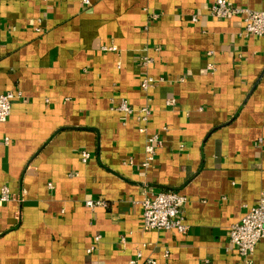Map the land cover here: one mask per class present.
<instances>
[{
    "label": "crops",
    "instance_id": "0c3cea01",
    "mask_svg": "<svg viewBox=\"0 0 264 264\" xmlns=\"http://www.w3.org/2000/svg\"><path fill=\"white\" fill-rule=\"evenodd\" d=\"M213 1L0 0V93H19L0 123L13 196L0 264H130L138 251L139 264H243L228 232L264 191V36L211 16ZM165 190L186 196L185 233L142 224V198ZM249 264H264V239Z\"/></svg>",
    "mask_w": 264,
    "mask_h": 264
},
{
    "label": "built area",
    "instance_id": "2783aa9c",
    "mask_svg": "<svg viewBox=\"0 0 264 264\" xmlns=\"http://www.w3.org/2000/svg\"><path fill=\"white\" fill-rule=\"evenodd\" d=\"M83 2L89 3V0H83ZM209 13L211 16L217 18L239 15L243 19L244 33L246 35L257 37L264 36V10H253L244 6L235 5L228 0H214L209 7ZM192 20H196V18L192 17ZM114 48L113 46L103 47L104 50ZM150 61V59L145 58L144 64ZM206 67L212 70L214 66L213 63L208 62ZM155 82V79L145 75L140 82V87L147 91ZM17 97H19V93H15L14 91L0 93V123L7 120L10 114L11 103ZM165 104L168 107H173L176 105V100L170 98L166 100ZM116 109L126 113L133 111L124 99L120 101ZM139 112V118L146 121L150 114L148 107H140ZM140 130H142V128H140ZM154 143H159L156 134L149 136L145 142L143 166H148L154 159ZM88 158L89 153L87 151H82L81 160L86 161ZM48 187H52L51 183H48ZM11 199H13V196L9 188L6 185L2 186L0 188V200L9 201ZM186 200V196L176 190L159 191L152 196H145L140 201L143 226L147 229L176 230L180 233H185L188 228V225L184 222V204ZM85 204L89 207L107 205L102 199H89L85 201ZM99 238V235H95L94 242L99 241ZM121 239L124 240L123 238ZM261 239H264V191L260 193L257 202L247 208L241 219L230 226L228 232L229 248L236 251L237 255L242 259L243 264L250 263V258L254 252L255 246ZM94 249L95 246L93 244L89 246L87 252H91ZM164 255H167V251ZM140 257L141 253L138 251L136 257L131 258L129 263L139 264L138 260ZM146 262L155 264V260L153 259H148Z\"/></svg>",
    "mask_w": 264,
    "mask_h": 264
}]
</instances>
